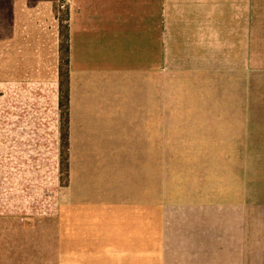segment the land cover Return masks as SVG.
Segmentation results:
<instances>
[{"label": "crops", "instance_id": "1", "mask_svg": "<svg viewBox=\"0 0 264 264\" xmlns=\"http://www.w3.org/2000/svg\"><path fill=\"white\" fill-rule=\"evenodd\" d=\"M67 1L70 180L54 221L57 264H264V203L219 183L203 143L166 161L163 150L164 84L166 98L191 100L208 97L212 74L241 82L264 0ZM21 11L28 3L14 0L4 26L16 34ZM100 78L122 91L98 92ZM104 102L115 129L121 116L122 145L95 142Z\"/></svg>", "mask_w": 264, "mask_h": 264}, {"label": "rangeland", "instance_id": "2", "mask_svg": "<svg viewBox=\"0 0 264 264\" xmlns=\"http://www.w3.org/2000/svg\"><path fill=\"white\" fill-rule=\"evenodd\" d=\"M17 1L29 7L20 12L19 34L0 20V264H57L54 221L65 191L57 11L65 9L57 0ZM258 22L255 56L251 63V51H244L241 82L234 74H212L204 87L208 97L191 100L180 98L181 90L166 98L164 84V161L198 154L201 142L218 161L212 166L226 175L219 183L241 188L249 203H264V17ZM95 88L122 91L121 83L101 78ZM114 117L104 102L95 142L128 141L121 116L118 129Z\"/></svg>", "mask_w": 264, "mask_h": 264}, {"label": "trees", "instance_id": "3", "mask_svg": "<svg viewBox=\"0 0 264 264\" xmlns=\"http://www.w3.org/2000/svg\"><path fill=\"white\" fill-rule=\"evenodd\" d=\"M56 1V0H52ZM67 0H57L64 7ZM14 0H0V20L3 24H8L13 17ZM65 10L57 11L60 22V89H59V108L61 114V150H62V174L65 180V187L70 180V11L69 7Z\"/></svg>", "mask_w": 264, "mask_h": 264}, {"label": "built area", "instance_id": "4", "mask_svg": "<svg viewBox=\"0 0 264 264\" xmlns=\"http://www.w3.org/2000/svg\"><path fill=\"white\" fill-rule=\"evenodd\" d=\"M64 7H65V6H64ZM64 7H63V8H64Z\"/></svg>", "mask_w": 264, "mask_h": 264}]
</instances>
